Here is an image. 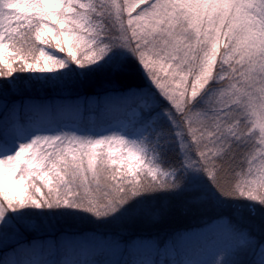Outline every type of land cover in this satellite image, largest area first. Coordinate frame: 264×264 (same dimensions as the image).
Listing matches in <instances>:
<instances>
[{"label": "snow or ice", "instance_id": "obj_1", "mask_svg": "<svg viewBox=\"0 0 264 264\" xmlns=\"http://www.w3.org/2000/svg\"><path fill=\"white\" fill-rule=\"evenodd\" d=\"M97 72L129 125H38L40 110L22 124L13 110L0 229L159 219L171 197L216 213L230 243L212 264H243L232 257L264 233V0H0V88Z\"/></svg>", "mask_w": 264, "mask_h": 264}, {"label": "trees", "instance_id": "obj_2", "mask_svg": "<svg viewBox=\"0 0 264 264\" xmlns=\"http://www.w3.org/2000/svg\"><path fill=\"white\" fill-rule=\"evenodd\" d=\"M138 82L144 83L142 79ZM111 91L108 78L99 72L46 83L26 79L18 83L9 81L7 88H0V102L4 109L18 111L22 119L40 110L37 124H52L61 119L78 121L85 112L93 109L97 112L95 125L98 126L104 124V111L111 119L126 113L121 105L110 99ZM165 198L159 196L153 203ZM167 199L174 210L159 219L142 216L109 223L44 220L52 230L46 234L35 233L41 223L35 218L13 221L0 229V246L6 241V245L0 247V258L12 253L17 257L15 262H20V255H24L35 257L34 261L42 264L49 255L48 259L55 264L63 253L69 256L70 264H108L122 249L118 264H142L149 255H141L136 246L143 244L185 251V257L177 260V264H212L214 259L221 258L218 252L230 241L220 229L216 213L210 208L185 212L179 210L174 198ZM11 227L17 230L11 233L14 237L10 240L7 230ZM253 235L254 244L232 259H239L243 264H260L264 233L254 226ZM136 258L140 259L137 263ZM152 261L157 264L154 259Z\"/></svg>", "mask_w": 264, "mask_h": 264}, {"label": "rangeland", "instance_id": "obj_3", "mask_svg": "<svg viewBox=\"0 0 264 264\" xmlns=\"http://www.w3.org/2000/svg\"><path fill=\"white\" fill-rule=\"evenodd\" d=\"M45 75H53L51 73H46V74H41V73H23L20 74V77H22L23 79H19V80H29V77H35V76H39L41 78V81H43V77ZM31 81H35V80H31ZM12 113L13 110L10 109V111H8V109H4V104L0 102V133L3 132L4 129V125H5V121L6 120H11L12 117ZM108 112L104 111V124H100V125H95L96 122V118H97V112L94 110L85 112L82 117H80V120L75 121V120H64L61 119L56 123H52L49 126H63V127H67L68 129H72V128H80V129H90V130H96V131H103L104 129H119L121 127H124L126 125H129L131 116L130 114H126L124 116L118 117V118H109V116L107 115ZM16 115L18 118L19 114L18 111H16ZM102 120H100L101 122ZM20 122L22 124H29L30 121L27 119V117H24L23 119L20 118ZM47 224L45 222H41L38 226V228L35 230V233H41V234H46V233H50L52 232V230L46 226ZM16 228H10L9 230H7L9 235L8 237L11 238L14 237L13 234L11 233H16ZM6 241L3 242V245L0 247H3L6 245L5 243ZM136 249L138 250L137 252H139L141 255H149V257L142 263V264H153L152 259H154L157 264H177V260H179L181 257H185V251L179 249V248H171V249H161L158 247H152L146 244L143 245H137ZM178 253V256H177ZM121 254H122V249H120L119 255H116L115 257L112 256L110 258V261L108 264H118L121 260ZM20 264H40L37 263L35 260V257L33 258H29L27 256L24 255H20ZM16 255L14 254H6L5 256H3L2 258H0V264H14L15 260H16ZM49 255H46L45 259L43 260L42 264H52ZM151 258V260H150ZM139 258H136L135 263L139 262ZM55 264H70V258L67 254H61L59 256L58 259H56ZM133 264V263H132Z\"/></svg>", "mask_w": 264, "mask_h": 264}]
</instances>
